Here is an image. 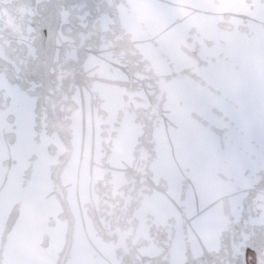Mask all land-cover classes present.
<instances>
[{"label": "snow or ice", "instance_id": "obj_1", "mask_svg": "<svg viewBox=\"0 0 264 264\" xmlns=\"http://www.w3.org/2000/svg\"><path fill=\"white\" fill-rule=\"evenodd\" d=\"M0 264H264V0H0Z\"/></svg>", "mask_w": 264, "mask_h": 264}]
</instances>
